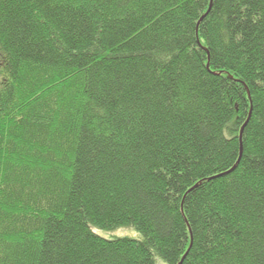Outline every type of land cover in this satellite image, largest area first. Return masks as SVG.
<instances>
[{
	"label": "trees",
	"instance_id": "obj_1",
	"mask_svg": "<svg viewBox=\"0 0 264 264\" xmlns=\"http://www.w3.org/2000/svg\"><path fill=\"white\" fill-rule=\"evenodd\" d=\"M0 58V264H264V0H0Z\"/></svg>",
	"mask_w": 264,
	"mask_h": 264
},
{
	"label": "rangeland",
	"instance_id": "obj_2",
	"mask_svg": "<svg viewBox=\"0 0 264 264\" xmlns=\"http://www.w3.org/2000/svg\"><path fill=\"white\" fill-rule=\"evenodd\" d=\"M0 62H1V58H0ZM97 231L105 236H109L113 234H129L132 236L138 235L137 232L132 231L131 229H128V228L127 229L126 228L116 229L114 231H106V230L97 229ZM159 264H167V263L162 260H159Z\"/></svg>",
	"mask_w": 264,
	"mask_h": 264
},
{
	"label": "water",
	"instance_id": "obj_3",
	"mask_svg": "<svg viewBox=\"0 0 264 264\" xmlns=\"http://www.w3.org/2000/svg\"><path fill=\"white\" fill-rule=\"evenodd\" d=\"M211 5H212V3H211ZM211 5H210V8H211ZM210 8H209V10H210ZM209 10H208V11H209ZM202 18H203V17H202ZM251 114H252V108H251V111H250V113H249V117H248V119L250 118ZM248 119H247V121L245 122V124H244V126H243V128H242V130H241V137H242V134H243V129H244L246 123L248 122ZM187 253H188V252H187ZM187 253L185 254V256L187 255ZM185 256L183 257V259L181 260V262H180L179 264H182V262H183Z\"/></svg>",
	"mask_w": 264,
	"mask_h": 264
}]
</instances>
